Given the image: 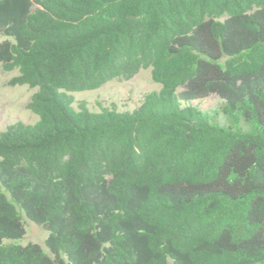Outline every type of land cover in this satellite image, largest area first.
<instances>
[{"label":"trees","instance_id":"trees-1","mask_svg":"<svg viewBox=\"0 0 264 264\" xmlns=\"http://www.w3.org/2000/svg\"><path fill=\"white\" fill-rule=\"evenodd\" d=\"M0 36L38 118L0 132V264L264 263V0H0ZM141 69L133 111L73 108Z\"/></svg>","mask_w":264,"mask_h":264},{"label":"rangeland","instance_id":"rangeland-1","mask_svg":"<svg viewBox=\"0 0 264 264\" xmlns=\"http://www.w3.org/2000/svg\"><path fill=\"white\" fill-rule=\"evenodd\" d=\"M6 38L0 36V42ZM224 59L219 61L223 64ZM17 72H4L0 67V132L8 126L17 122L26 125L34 124L38 118L27 109V104L36 89L27 86H9L11 78L17 76ZM160 85L151 79L150 69H141L132 79L128 81H111L103 87L92 90L69 93L73 97V108L79 110L81 103H85L86 108L93 113L103 109H115L119 112L133 111L138 108L146 94L158 91ZM221 100L217 95H210L206 98L183 102V106H194L198 109L209 112L214 120L223 123L224 119L218 112ZM25 228V236L17 241L19 245L28 243L38 244L42 250L48 254L44 246V241L48 232L42 227L29 221L19 211ZM11 241H6L9 243ZM264 264V263H263Z\"/></svg>","mask_w":264,"mask_h":264}]
</instances>
